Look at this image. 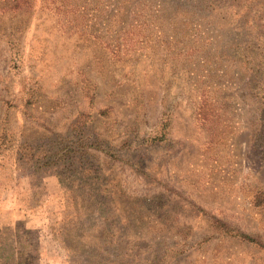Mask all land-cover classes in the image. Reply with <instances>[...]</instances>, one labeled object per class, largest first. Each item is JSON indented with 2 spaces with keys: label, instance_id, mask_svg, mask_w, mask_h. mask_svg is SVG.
<instances>
[{
  "label": "rangeland",
  "instance_id": "obj_1",
  "mask_svg": "<svg viewBox=\"0 0 264 264\" xmlns=\"http://www.w3.org/2000/svg\"><path fill=\"white\" fill-rule=\"evenodd\" d=\"M262 74L264 0H0V264H264Z\"/></svg>",
  "mask_w": 264,
  "mask_h": 264
},
{
  "label": "trees",
  "instance_id": "obj_2",
  "mask_svg": "<svg viewBox=\"0 0 264 264\" xmlns=\"http://www.w3.org/2000/svg\"><path fill=\"white\" fill-rule=\"evenodd\" d=\"M261 76L264 78V74H262ZM260 114H261V116L264 115V107L262 108V111H261ZM235 235L239 236V237H244L245 239L249 240L250 242L258 243L257 241H254L253 239L246 237L243 233H240L239 231H237V234H235Z\"/></svg>",
  "mask_w": 264,
  "mask_h": 264
}]
</instances>
